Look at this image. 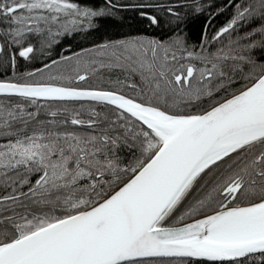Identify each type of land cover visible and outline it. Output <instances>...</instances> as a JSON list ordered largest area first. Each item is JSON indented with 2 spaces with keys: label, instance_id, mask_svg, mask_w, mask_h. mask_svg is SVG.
<instances>
[{
  "label": "snow or ice",
  "instance_id": "snow-or-ice-1",
  "mask_svg": "<svg viewBox=\"0 0 264 264\" xmlns=\"http://www.w3.org/2000/svg\"><path fill=\"white\" fill-rule=\"evenodd\" d=\"M205 2L20 72L117 4L0 0V264H264V0Z\"/></svg>",
  "mask_w": 264,
  "mask_h": 264
},
{
  "label": "trees",
  "instance_id": "trees-1",
  "mask_svg": "<svg viewBox=\"0 0 264 264\" xmlns=\"http://www.w3.org/2000/svg\"><path fill=\"white\" fill-rule=\"evenodd\" d=\"M81 6L101 8L105 6V0H76ZM117 7L112 10L110 15L95 18L94 27L88 28L85 25L83 31H77L70 36L61 37L60 43L53 47L50 56H41L37 54V59L31 63L20 60L18 69L20 72L32 71L41 67L50 59H59L61 55H68L71 52H78L81 49L91 48L96 44L109 40H117L126 37L147 36L154 39H168L171 27L169 21L172 19L164 10L169 6L183 5L190 0H114ZM151 4L161 5V8H140L137 5ZM211 7H208V5ZM205 12L193 14L187 7L180 9L181 15L186 16V22L181 25L184 34L191 45L198 43L205 25L210 21L209 31H213L223 26L232 16L235 9L231 7V0H206ZM223 9V11H221ZM141 12L154 14L160 19L158 26H150L149 22L144 19ZM210 13L215 15L210 16ZM247 28V25H245ZM259 55V52H257ZM11 72L0 74V79H6ZM96 79H90L85 85H95ZM78 106V105H75Z\"/></svg>",
  "mask_w": 264,
  "mask_h": 264
},
{
  "label": "rangeland",
  "instance_id": "rangeland-1",
  "mask_svg": "<svg viewBox=\"0 0 264 264\" xmlns=\"http://www.w3.org/2000/svg\"><path fill=\"white\" fill-rule=\"evenodd\" d=\"M83 85H85V84H83Z\"/></svg>",
  "mask_w": 264,
  "mask_h": 264
}]
</instances>
